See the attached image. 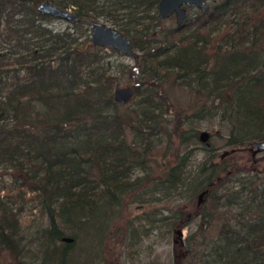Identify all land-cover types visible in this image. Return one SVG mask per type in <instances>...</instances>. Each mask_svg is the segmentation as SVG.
Segmentation results:
<instances>
[{
  "label": "trees",
  "instance_id": "trees-1",
  "mask_svg": "<svg viewBox=\"0 0 264 264\" xmlns=\"http://www.w3.org/2000/svg\"><path fill=\"white\" fill-rule=\"evenodd\" d=\"M40 1L0 0V166L23 176L22 185L48 218L49 236L59 237L56 208L73 220L76 210L84 213L94 200L117 206L124 197L137 201L150 190L172 193L187 187V204L206 194L199 206L193 204L190 219L198 222L192 235L176 244L174 264H264V169L256 170L242 156L250 143L264 140V0H222L162 36L176 44L170 54L155 52L167 69L193 76L191 117L228 122L226 155L202 145L207 157L191 181L184 178L190 165L182 148L195 141L192 128L176 112L164 127L154 125L146 110L119 112L111 92L115 79L101 66L102 48L92 46L89 35L82 37L110 12H93L99 0H48L62 9L74 7L78 21L71 28L82 38L77 41L72 33L43 26L51 18L36 12ZM111 1L144 11L158 3ZM245 3L249 12H235ZM234 14H241L240 23L229 19L232 30L211 37L209 26ZM181 28L190 32L180 34ZM226 38L230 43L220 46ZM131 47L141 48L135 42ZM155 53L146 57L152 60ZM143 86L153 93L159 88V98L168 104L156 83L132 86L134 96ZM151 98L146 97L147 104ZM152 126L162 139L149 144ZM128 134L138 138V145L127 141ZM160 145L158 165L153 149ZM148 164L160 170L158 177L147 167L143 178L124 180L133 167ZM231 181L239 184L235 190L225 187ZM20 229L17 212L0 199V254L17 264L24 248Z\"/></svg>",
  "mask_w": 264,
  "mask_h": 264
},
{
  "label": "rangeland",
  "instance_id": "rangeland-1",
  "mask_svg": "<svg viewBox=\"0 0 264 264\" xmlns=\"http://www.w3.org/2000/svg\"><path fill=\"white\" fill-rule=\"evenodd\" d=\"M222 0H207L209 9L221 3ZM65 10L73 13L74 7L68 5ZM250 4H241L235 12H249ZM93 12H110L102 14L96 22L111 27L135 42L140 49H133L137 54L136 59L123 55L109 48H102L99 53L102 57L101 66L115 79L116 87H128L148 84H159L161 91L166 94L167 103L158 96V89L154 93L143 86L138 96H134L125 105L118 104L119 112H130L140 115L143 110L152 114L154 125L167 126L175 118V112L185 122L187 129L195 132V141H187L182 151H188L189 165L184 175L185 180L195 178L197 167L207 157V152L201 149L202 145L213 147L216 155H226L228 150L224 142L229 136L228 122L219 118L203 120L192 115L195 96L193 76H184L181 71L167 69L162 65L163 56H156L158 52L168 50V54L176 46L174 40L163 39V35L176 28L174 17L160 20L157 8L144 11L142 7L118 6L111 0H99ZM146 12V13H143ZM199 14L196 8L188 9V18L184 21L194 20ZM157 16V21L155 17ZM241 14L219 19L209 26L211 37L223 30H229V19L238 25ZM238 23V24H237ZM52 33H72L77 41L82 39L79 30L74 31L71 24L51 18L44 25ZM241 29V27H239ZM180 34L190 32L179 29ZM82 33V37L89 35ZM78 36L80 38H78ZM230 43L229 39L219 42L220 46ZM155 53L153 59L146 57L147 52ZM112 89V93L114 89ZM153 94H152V93ZM151 96L146 103V97ZM152 126L149 144L160 139L157 127ZM190 126V128L188 127ZM169 129V128H168ZM167 131V130H165ZM144 132V131H143ZM207 134L205 143H200L198 137L201 133ZM162 139V138H161ZM127 141L139 143L134 135H127ZM138 145V144H137ZM163 145V144H162ZM142 149V148H141ZM153 149V158L161 165L159 150ZM248 164L254 165L256 170L264 169V152L254 156L250 152L242 153ZM152 168L151 176L158 177L160 170H155L151 164L133 167L124 180L128 183L143 178ZM23 176L16 171L7 170L0 166V199L17 212L20 221V235L24 246L22 261L18 264H174L176 256L175 247L178 241L185 240L192 235L198 219H190L193 204H196V195L192 204L185 201L188 193L187 187H177L172 193L149 191L137 201H129L124 197L119 205L113 206L107 201L94 200L84 210H76V218L66 220L58 208L55 209V227L58 235L49 236L48 218L34 194L27 191L22 185ZM238 183L231 181L225 187L235 190ZM190 204V205H189ZM186 219V221H184ZM186 225L178 228L182 222ZM180 231L178 238L175 234ZM65 250V251H64ZM64 251V253H63ZM63 253V254H62ZM63 256V257H62ZM63 260V261H62ZM0 264H17L6 253L0 254Z\"/></svg>",
  "mask_w": 264,
  "mask_h": 264
},
{
  "label": "water",
  "instance_id": "water-1",
  "mask_svg": "<svg viewBox=\"0 0 264 264\" xmlns=\"http://www.w3.org/2000/svg\"><path fill=\"white\" fill-rule=\"evenodd\" d=\"M184 7L196 8L201 13L208 10L207 0H158L156 6L157 16L160 20H164L173 15L176 27H180L188 18V12ZM36 12L40 15L62 20L69 24H74L78 21V18L71 12L55 6L48 0L40 1L36 6ZM89 42L94 47L109 48L123 55L130 56L132 59L137 58V54L133 51L128 38L124 37L115 29L99 22H92L90 24ZM133 96V90L128 87H117L112 93L114 102L120 105H125L130 102ZM207 137V134L203 132L199 135L198 141L205 143ZM244 150L250 152L252 156L262 153L264 152V140L254 141ZM205 194L206 190L197 195V206L200 205L201 199ZM175 234L180 238V231H176Z\"/></svg>",
  "mask_w": 264,
  "mask_h": 264
},
{
  "label": "flooded vegetation",
  "instance_id": "flooded-vegetation-1",
  "mask_svg": "<svg viewBox=\"0 0 264 264\" xmlns=\"http://www.w3.org/2000/svg\"><path fill=\"white\" fill-rule=\"evenodd\" d=\"M185 8V10L188 12V9H191V8H186V7H184ZM173 16V15H172ZM174 17V16H173Z\"/></svg>",
  "mask_w": 264,
  "mask_h": 264
}]
</instances>
